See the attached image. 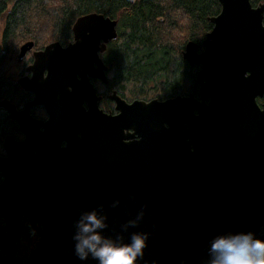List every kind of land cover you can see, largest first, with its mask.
I'll return each mask as SVG.
<instances>
[{"label": "water", "instance_id": "1", "mask_svg": "<svg viewBox=\"0 0 264 264\" xmlns=\"http://www.w3.org/2000/svg\"><path fill=\"white\" fill-rule=\"evenodd\" d=\"M219 2L203 47L182 50L198 67L197 94L128 103L114 92L119 113L105 112L93 80L107 81L101 53L118 30L100 12L80 15L69 43L33 51L18 84L34 97L21 109L0 101L25 135H6L0 155V251L18 249L26 218L38 240L16 264H84L73 223L100 205L106 232L139 219L149 234L138 264H206L219 233L264 237V2ZM40 105L47 119L32 115Z\"/></svg>", "mask_w": 264, "mask_h": 264}, {"label": "trees", "instance_id": "2", "mask_svg": "<svg viewBox=\"0 0 264 264\" xmlns=\"http://www.w3.org/2000/svg\"><path fill=\"white\" fill-rule=\"evenodd\" d=\"M251 2L258 5L264 0ZM220 9L219 0H0V101H15L20 107L31 96L17 82L33 57L29 51L18 62L22 43L32 40L34 50L54 41L67 44L73 39L75 20L94 11L117 20L118 37L109 42L103 56L113 68L118 89L129 88L131 97L147 99L197 94L198 67L182 58V50L189 40L203 47L206 33L213 27L208 17ZM263 100L258 98L259 102ZM32 112L37 117L46 116L42 106L34 107ZM15 128L16 122L0 106V155L5 154L6 135L23 137ZM22 227L18 249L0 251V264L29 260L37 238L28 223H22ZM22 249L26 250L23 259L19 257Z\"/></svg>", "mask_w": 264, "mask_h": 264}, {"label": "clouds", "instance_id": "3", "mask_svg": "<svg viewBox=\"0 0 264 264\" xmlns=\"http://www.w3.org/2000/svg\"><path fill=\"white\" fill-rule=\"evenodd\" d=\"M102 207L83 210L74 220V255L84 264H138L149 234L136 230L139 219L125 221L114 234L106 232L109 222L107 213L99 210ZM206 264H264V237L252 230L219 233L208 242Z\"/></svg>", "mask_w": 264, "mask_h": 264}, {"label": "flooded vegetation", "instance_id": "4", "mask_svg": "<svg viewBox=\"0 0 264 264\" xmlns=\"http://www.w3.org/2000/svg\"><path fill=\"white\" fill-rule=\"evenodd\" d=\"M73 40V39H72ZM71 40V41H72ZM69 43V42H68ZM109 44V43H108ZM107 49H108V45H107ZM107 49H106V51H107ZM106 51H104L103 53H102V57H103V59H104V61H105V63L106 64H108V65H110L106 60H105V57L103 56L104 55V53L106 52ZM33 55V54H32ZM33 59H34V57H32V61H33ZM32 61L31 62H29L27 65H29L30 63H32ZM27 65H25L24 66V69L27 67ZM192 66V65H191ZM25 73H26V70H25ZM24 73V74H25ZM23 74V75H24ZM28 74H31L30 72L28 73ZM107 77H108V79H107V81H103V80H100V79H94L93 80V83H94V85L96 86V88H97V92H98V94L101 96V100H100V103H99V106L105 111V112H107V113H111V114H117V113H119V110L117 109V102H116V100L112 97V94L115 92L118 96H120V97H122L123 99H125L128 103H131L132 101H134V100H136V99H142V100H149V99H147L146 97H137V98H134V97H131L130 95H129V93H126V91L128 90V89H126V90H123V91H121L120 90V88L118 89L117 87H116V80L114 79V75H113V68L111 67V65H110V67H109V69H108V71H107ZM19 78V77H18ZM17 82H18V80H17ZM198 90V89H197ZM25 91V90H24ZM25 92H27V91H25ZM31 96H30V98H27L26 100H24V102H23V104L22 105H20V107H18L17 106V104H16V106H17V108H19V109H21V108H23L24 106H25V104H26V102H28V101H30L33 97H34V94L32 93V92H28ZM190 94V93H194V92H187V93H178V94ZM167 98V97H166ZM164 99V98H163ZM11 101V100H10ZM264 101V100H263ZM262 101V102H263ZM261 103V102H260ZM85 105H87V103H85ZM40 106H42V105H40ZM35 107H38V106H35ZM43 108H44V111L46 112V116L45 117H37V116H35L34 114H33V112H32V109L34 108H32L31 109V113H32V115L34 116V117H36V118H39V119H47L48 118V113H47V111H46V109H45V107L44 106H42ZM14 121V120H13ZM16 122V121H15ZM18 126V123L16 122V127ZM16 129V128H15ZM17 131V130H16ZM17 132H19V131H17ZM19 133H21V134H23V137L22 138H20V139H18V138H16V139H18V140H21V139H24V133H22V132H19ZM0 223H3V220H2V218L0 217ZM22 223H28V221H27V219L26 218H24L23 219V221H22ZM30 226V225H29ZM31 234L33 235V233H32V230H31ZM34 236V235H33ZM34 237H36L37 238V240H38V236H34ZM36 240V241H37ZM31 260V258H30V255H29V260H26V261H30ZM18 261H25V260H17L16 262H18ZM16 264V263H15Z\"/></svg>", "mask_w": 264, "mask_h": 264}, {"label": "rangeland", "instance_id": "5", "mask_svg": "<svg viewBox=\"0 0 264 264\" xmlns=\"http://www.w3.org/2000/svg\"><path fill=\"white\" fill-rule=\"evenodd\" d=\"M0 31H1V30H0ZM24 43H25V42H24ZM22 44H23V43H22ZM22 44H21V45H22ZM19 51H20V48H19ZM29 51L33 54L34 49L32 48V49L29 50ZM29 51H28V52H29ZM28 52H27V53H28ZM18 54H19V52H18ZM26 55H27V54H26ZM26 55H25V56H26ZM24 58H25V57H24ZM18 62L20 63V61H18ZM178 65H179V64H177V66H178ZM126 93H129V88H128V90L126 91ZM14 102H15V101H14ZM0 106H1V105H0ZM1 107H2V106H1ZM25 253H26V250H23V249H22V250L19 252V257H21V259H23L22 257L25 255ZM23 260H26V259H23Z\"/></svg>", "mask_w": 264, "mask_h": 264}]
</instances>
